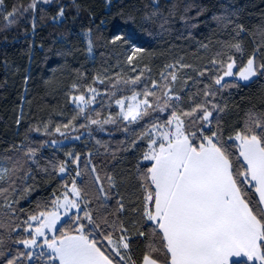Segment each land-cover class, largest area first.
I'll return each mask as SVG.
<instances>
[{
	"label": "trees",
	"instance_id": "obj_1",
	"mask_svg": "<svg viewBox=\"0 0 264 264\" xmlns=\"http://www.w3.org/2000/svg\"><path fill=\"white\" fill-rule=\"evenodd\" d=\"M29 2L4 0V7L0 9V160L4 162L8 156H23V152L10 150L13 144L25 148L30 146L37 149L39 168L47 171H40L30 163L28 167L35 177L27 182L32 186L31 193H9L10 199L19 200L15 207L24 209L23 212L13 214L0 206V237L4 241L0 244V251L4 253L0 256V264L11 258L17 249L29 251L23 245L13 243L14 239L28 235L23 231L27 214L37 211L38 201H50L53 192L61 195L65 184L70 188L77 171L83 173L81 178H76L80 187H83L81 179L88 181L97 174L105 188L108 187L106 175L125 178L119 186L127 209L122 219L126 225L127 219L130 220L129 229L133 237L130 254L139 264L145 254L147 240L135 233L138 230L150 232L152 226L144 224L139 214L131 211L133 203L138 202L137 197L143 195L135 187L131 174L135 172L138 161L142 166L149 163L140 161V152L131 148L130 143L133 139L139 142V137L151 128L153 122L163 125L169 113L152 112L149 117L131 125L117 118L116 124L104 133L84 119L73 98L79 95L89 98L93 95L89 89L95 88L98 95L91 105L85 107V114L101 121L109 115L117 117L119 110L115 100L132 95L133 90L141 92L145 86L151 89L153 81L161 85L155 89L156 97H162L165 82L161 73L172 71L166 66L181 60L190 61L194 74L182 93V99L175 103L180 110H189L193 106L189 99L192 96L197 103L205 99L210 101L207 105L210 109L213 103L226 106L220 114L226 139L243 125L246 113L264 112V75H258L249 83H241L235 78L225 79L222 83L239 87L220 89L214 98L203 96L204 87L220 88L215 85L214 78L223 75L221 62L227 63L230 55L236 60L237 69L245 65L253 53H256V64H264V0H158L160 14L149 22L144 17L153 11V0H53L51 4L37 7L35 13H24L17 24L5 27L4 15L14 7H26ZM187 5L198 7L189 10ZM60 7L65 9L64 17L53 20ZM198 9L202 10L201 15L196 14ZM33 16L37 25L35 31L32 28ZM214 16H225L226 19L217 21ZM237 24L244 25L246 29L239 36L234 31ZM118 30L132 34L136 44L145 49L142 68L133 77L122 71L124 52L129 50L127 44L110 43ZM89 39L92 41L91 52L88 51ZM236 41L241 43L240 53L228 47ZM202 45H207V48ZM213 58L217 60L215 65L210 63ZM200 71L205 75L200 76ZM136 76H141V82L134 89L122 82L118 88L113 87L117 79L124 81ZM168 79L170 81V77ZM173 86L174 83L171 84ZM149 100L156 105V98L149 97ZM159 103L162 105L163 100ZM182 118L187 122L188 118ZM80 124H87V127L81 128ZM45 125L48 134H43ZM64 125L69 126L65 128ZM37 126L41 132L32 130ZM125 126L130 131L125 132ZM57 127L63 136L55 131ZM212 128L215 130V124ZM98 140L105 146L97 144ZM52 141L57 143L52 144ZM68 153L79 156V163L69 162V175L60 176L58 165L69 160ZM53 165L57 167L53 168ZM93 167L96 173L91 172ZM87 191L85 199L91 203L85 207L82 200V209L93 211L95 216V185L89 183ZM3 203L0 197V205ZM138 203L142 207V202ZM110 204L114 208V201ZM75 215L83 216V212H73L57 228L55 235L59 236L60 229L71 235L77 234V224L71 219ZM81 222L87 224V221ZM18 223L21 227L13 231ZM96 238L97 246L109 254L107 241ZM31 251L33 258L21 257L18 264H59L58 261H49L50 254L45 251L40 259L36 257L41 250ZM112 256L116 264L119 258ZM159 258L162 260L163 256Z\"/></svg>",
	"mask_w": 264,
	"mask_h": 264
},
{
	"label": "snow or ice",
	"instance_id": "obj_2",
	"mask_svg": "<svg viewBox=\"0 0 264 264\" xmlns=\"http://www.w3.org/2000/svg\"><path fill=\"white\" fill-rule=\"evenodd\" d=\"M52 2L53 0H30L26 7H14L3 17L7 21L5 27L17 24L24 13L29 11L35 13L38 4L47 5ZM3 7L4 0H0V9ZM186 7L190 10L198 6ZM159 14L158 0H153V11L146 15L144 20L152 21ZM196 14L201 15L202 10L198 9ZM64 15L65 9L60 7L53 20L63 18ZM213 19L224 21L226 17L214 16ZM36 26L33 16V31ZM234 31L239 36L246 29L244 25L237 24ZM117 42L127 44L129 49L127 61L130 65L134 60L141 59L145 53V49L136 44L133 35L122 30L114 33L110 40L112 44ZM202 47L207 48V45ZM228 47L237 53L242 52L239 41ZM88 51H92L91 39L88 40ZM255 61L256 53H253L246 64L240 67L236 75L241 81L250 82L254 77L264 75V64L257 65ZM177 63L179 64V61ZM210 63L215 65L217 60L213 58ZM166 67L172 71L167 74L161 73V78L165 82L162 97H156L155 89L161 85L153 81L151 89L145 86L141 92L133 90L131 96L115 100L120 110L117 117L109 115L101 121L85 114V107L91 105L98 95L95 88L89 89L93 94L89 98L85 95L73 98V102L79 106L80 113L84 114V119L89 124L100 125L101 131L104 130L103 125L116 124L117 118L131 125L149 117L152 112L169 113L163 125L153 122L151 128L139 137L148 140L147 150L142 152L140 161L150 163L142 166L138 161L135 172L131 174L135 180V187L143 193L141 197H137V201L142 202V207L138 202H134L131 211L139 214L144 224L152 226L150 232L138 230L135 233L137 237H144L147 240L146 251L139 264H264V112L246 113L243 125L225 139L220 114L225 111L226 106L221 107L213 103L210 109L207 106L210 101L207 99L197 103L194 97L190 96L193 106L186 111L180 110L175 101L182 98L171 87L178 79L176 66ZM180 67L189 68L191 65L180 64ZM235 67L236 60L231 55L228 56L227 63L221 62L223 75L214 78L215 85L220 88L213 90L210 85H205L203 96L214 98L220 89L239 87L236 84L222 83L225 77L234 75ZM198 74L205 75L204 71ZM121 82L131 85L134 89L141 82V76L124 81L117 79L113 87L118 88ZM141 96L143 99H138ZM149 97L156 98V105ZM161 99L162 105L159 103ZM182 117L188 118L187 122ZM19 123L18 118L17 124ZM213 124L215 130L212 128ZM68 126L64 125L65 128ZM80 127L86 128L87 124H80ZM159 127L168 130L159 132V138H154L153 133L159 131ZM32 130L41 132L39 126ZM123 130L130 131L128 126ZM55 131L60 132V128L57 127ZM43 134H48L47 125L44 126ZM60 134L64 135L62 132ZM137 143V139L131 140L130 147L136 148ZM97 144L105 146L99 140ZM10 150L16 153L23 152V156L18 158L8 156L0 163V197L4 201L0 206L14 214L17 211L23 212L24 209L15 207L19 200L10 199L9 193L30 194L33 190L27 183L28 180L35 179L28 165L34 164L40 171L47 169L39 168L36 148L13 144ZM67 155L69 160L58 165L60 174L68 172L69 162L79 163V156L72 153ZM56 167L57 165H53V168ZM21 172L23 175H20ZM91 172L96 173V168L93 167ZM82 176V172H76V178ZM76 178H73L71 188H68L67 184L64 185L65 191L61 195L53 192L50 201L37 202V211L27 214V219L23 221V231L28 235L13 240V243L23 245L24 249L29 251L21 252L17 249L11 258L4 260V264H18L21 257L31 260L33 258L31 249H42L45 245L51 251L49 261H58L59 264H114L112 254L119 257L116 264L121 262L137 264L130 254L133 237L122 219L127 209L119 186L125 178L106 175L107 188L98 174L90 177L88 181L81 179L83 187L77 185ZM89 183L95 185L97 192L95 216L93 211L82 209L79 203L84 200L85 207L91 203L85 199L88 196ZM112 201L115 204L114 208L110 204ZM61 209L63 217H68L72 209L83 212V216L75 215L71 218L77 224L75 228L77 234L71 235L60 229L59 236L55 235L58 231L57 225L62 220ZM82 220L87 221V224L82 223ZM33 222L36 223L35 227ZM20 227L19 223L16 224L13 231ZM48 232L53 235L49 237ZM96 237L107 241L111 246L109 254L97 246ZM39 238H43L42 244L38 243ZM3 242V238L0 237V244ZM3 255L4 253L0 251V256ZM44 255V251L41 250L36 258L40 259ZM160 255L163 256L162 260L159 258Z\"/></svg>",
	"mask_w": 264,
	"mask_h": 264
},
{
	"label": "rangeland",
	"instance_id": "obj_3",
	"mask_svg": "<svg viewBox=\"0 0 264 264\" xmlns=\"http://www.w3.org/2000/svg\"><path fill=\"white\" fill-rule=\"evenodd\" d=\"M46 4H43V3H40V4H38V6L37 7H39V6H45ZM48 5V4H47ZM128 54H129V50H126L125 52H124V56H125V58H124V64L122 65V71L124 72V73H126V75H128V76H130V77H133V76H135L140 70H141V68H142V65H143V60H144V56L141 58V59H137V60H134L133 61V63L130 65L129 63H128V61H127V56H128ZM180 64H186V65H191V67H189V68H181L180 67ZM173 65H175L176 66V75H177V77H178V79H177V81L176 82H174V86L172 87V89H173V91L175 92V93H177V94H179L180 96H182V93H183V91H184V89H185V87L187 86V85H185V81H187V84H188V82H189V80L190 79H188L189 77H192V75L194 74V67H193V65H192V63L190 62V61H185V60H181V61H179V64L176 62V64H173ZM133 68L135 69V70H133ZM240 69H237V67H235L234 69H233V73H234V75L232 76V77H225V79H230V78H235V79H237L238 81H240L241 83H249V82H245V81H241L240 79H239V77L236 75V73L239 71ZM224 79V80H225ZM253 79H255V77L253 78ZM252 79V80H253ZM251 82V81H250ZM131 96V95H130ZM138 99H143V97L141 96V97H138ZM75 105L76 106H78L76 103H75ZM115 106H117L116 105V103H115ZM117 108H118V110H119V107L117 106ZM120 111V110H119ZM127 122V121H126ZM112 124H106V125H103V131H101L100 130V125H96L95 126V128L98 130V131H100V132H104V133H108L109 132V130H110V128H112ZM168 129L167 128H164V127H159V131H157V132H154L153 133V137L154 138H159V132H163V131H167ZM147 146H148V140L145 138V139H141L138 143H137V146H136V148H135V151H138V153L140 152V154H139V156L140 155H142V152L143 151H146L147 150ZM144 163H150V162H145V161H143ZM0 163H3V161H1L0 160ZM60 174V173H59ZM65 175H69L68 174V172L67 173H65V174H60V176H65ZM71 188V187H70ZM79 203H80V205H81V208H83L84 206H83V202H82V200L81 201H79ZM61 211V215H62V220H61V222L57 225V228L61 225V223H63L65 220H67L70 216H71V214L73 213V212H78V210L77 209H72L70 212H69V215H68V217H63V209H61L60 210ZM127 226H128V228H129V225H131L130 224V220L129 219H127ZM36 226V223L35 222H33V227H35ZM130 230V229H129ZM46 232H47V230H46ZM53 235V233H51V232H48V236L49 237H51ZM43 242V238H39L38 239V243H41V242ZM106 244H107V246H108V248H110L111 246L110 245H108V243L106 242ZM32 250H35V251H40V250H43V251H45V252H47V253H49V254H51V251L49 250V249H47V246L45 245V246H43V248L42 249H40V248H36V249H32ZM119 258V257H118ZM123 263V262H122Z\"/></svg>",
	"mask_w": 264,
	"mask_h": 264
},
{
	"label": "crops",
	"instance_id": "obj_4",
	"mask_svg": "<svg viewBox=\"0 0 264 264\" xmlns=\"http://www.w3.org/2000/svg\"><path fill=\"white\" fill-rule=\"evenodd\" d=\"M115 264V263H114Z\"/></svg>",
	"mask_w": 264,
	"mask_h": 264
}]
</instances>
